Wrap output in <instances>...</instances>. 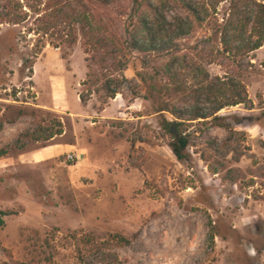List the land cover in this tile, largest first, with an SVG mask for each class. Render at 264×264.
Wrapping results in <instances>:
<instances>
[{
    "label": "rangeland",
    "instance_id": "1",
    "mask_svg": "<svg viewBox=\"0 0 264 264\" xmlns=\"http://www.w3.org/2000/svg\"><path fill=\"white\" fill-rule=\"evenodd\" d=\"M18 13L19 25H0V121L25 114L4 125L0 150L29 136L21 138L24 150L0 157V212L17 213L0 228V264H78L72 235L126 238L130 245L112 246L116 264H264V44L242 79L254 109L218 113L244 118L239 134L182 122L188 142L182 162L162 124L178 121L154 114L140 83L102 105L103 94L95 93L100 66L86 61L81 39L71 49L55 46L35 34L34 13ZM129 60L119 75L132 80L142 65L137 54ZM206 70L224 76L215 64ZM63 78L69 102L89 95L90 107L40 108L50 105L49 82ZM41 120L52 132L61 123L63 134L45 141L34 125ZM35 250L42 257L32 259Z\"/></svg>",
    "mask_w": 264,
    "mask_h": 264
},
{
    "label": "trees",
    "instance_id": "2",
    "mask_svg": "<svg viewBox=\"0 0 264 264\" xmlns=\"http://www.w3.org/2000/svg\"><path fill=\"white\" fill-rule=\"evenodd\" d=\"M223 4L227 8L220 14ZM23 8L37 17L35 34L50 37L55 46L71 49L81 39L86 61L100 66L101 88L95 93L103 94L102 105L120 94L125 85L140 83L143 99L151 104L153 113H167L179 122L174 123L177 134L171 144L178 161L188 159V142L179 129L182 122L203 121L232 137L239 134L235 127L245 119L218 113L237 106L254 109L242 79L252 68L251 55L264 44V0H24L22 4L20 0H0V25H19L22 18L18 10ZM199 32L200 39L191 46V39ZM133 54L138 55L142 70L128 80L119 74ZM213 64L224 70L223 77L210 76L206 66ZM110 71L118 75H110ZM79 99L85 106L89 95L80 94ZM24 114L19 110L16 118L2 119L0 132ZM43 123L34 125L45 132V141L63 134L61 123H57L60 129L56 132ZM162 124L170 132L172 123L164 120ZM27 136L29 132L14 146L1 149L0 157L24 150L21 138ZM30 136L38 141L35 133ZM16 214L0 212V228L6 218ZM71 239L77 246L78 264H116L112 246L130 245L120 235L106 242L92 235H72ZM43 254L35 250L31 257Z\"/></svg>",
    "mask_w": 264,
    "mask_h": 264
},
{
    "label": "crops",
    "instance_id": "3",
    "mask_svg": "<svg viewBox=\"0 0 264 264\" xmlns=\"http://www.w3.org/2000/svg\"><path fill=\"white\" fill-rule=\"evenodd\" d=\"M46 66V65H45ZM37 70V65L34 67V76ZM49 93H50V105L45 106L44 104L40 105V108L45 110H50L53 112H64L70 111V107H74L76 111H81V107H90L88 105H82L80 102L79 97L76 98L75 102L72 104L68 100V91L65 83V79L62 80H55L54 82H49ZM52 152H48V150H44V154H51Z\"/></svg>",
    "mask_w": 264,
    "mask_h": 264
},
{
    "label": "water",
    "instance_id": "4",
    "mask_svg": "<svg viewBox=\"0 0 264 264\" xmlns=\"http://www.w3.org/2000/svg\"><path fill=\"white\" fill-rule=\"evenodd\" d=\"M170 134L174 135V136L177 134L174 125H171V127H170Z\"/></svg>",
    "mask_w": 264,
    "mask_h": 264
},
{
    "label": "built area",
    "instance_id": "5",
    "mask_svg": "<svg viewBox=\"0 0 264 264\" xmlns=\"http://www.w3.org/2000/svg\"><path fill=\"white\" fill-rule=\"evenodd\" d=\"M68 159H69V160H72V159H73V157H69Z\"/></svg>",
    "mask_w": 264,
    "mask_h": 264
}]
</instances>
